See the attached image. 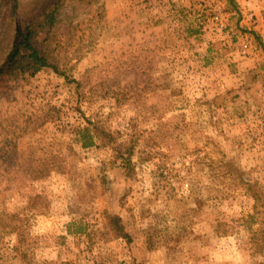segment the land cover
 Here are the masks:
<instances>
[{"label": "rangeland", "instance_id": "1", "mask_svg": "<svg viewBox=\"0 0 264 264\" xmlns=\"http://www.w3.org/2000/svg\"><path fill=\"white\" fill-rule=\"evenodd\" d=\"M56 5L77 81L0 80V264H264V0H0V64ZM82 114L131 136L130 174Z\"/></svg>", "mask_w": 264, "mask_h": 264}, {"label": "trees", "instance_id": "2", "mask_svg": "<svg viewBox=\"0 0 264 264\" xmlns=\"http://www.w3.org/2000/svg\"><path fill=\"white\" fill-rule=\"evenodd\" d=\"M229 3L235 4V0H229ZM57 17L58 6L56 5L46 11L43 17L36 18L26 25H16L11 49L0 64V80L18 75L35 76L43 69L50 68L69 81H77L52 59V52L55 45H57L56 43H58L53 39L54 36L52 37V32L55 31L57 24ZM82 117H84L86 124L76 130L81 146L83 148L92 146L111 147L114 153V160H121L130 174L134 167L132 158L135 153V146L131 136L116 128H106L98 118L85 116V114H82ZM143 152L146 153L145 151ZM58 157L56 156L55 158ZM56 171L62 172L63 166L56 167ZM103 219L105 239L125 238L128 242L132 240V236L126 230L125 223L119 214L104 211ZM75 224L76 222L74 221L68 224L70 232L82 233L86 231L83 223H80L76 229H72Z\"/></svg>", "mask_w": 264, "mask_h": 264}, {"label": "built area", "instance_id": "3", "mask_svg": "<svg viewBox=\"0 0 264 264\" xmlns=\"http://www.w3.org/2000/svg\"><path fill=\"white\" fill-rule=\"evenodd\" d=\"M217 18H218V16H217Z\"/></svg>", "mask_w": 264, "mask_h": 264}]
</instances>
